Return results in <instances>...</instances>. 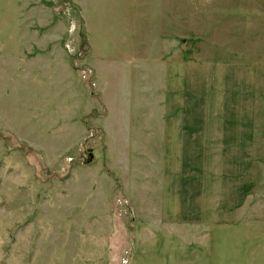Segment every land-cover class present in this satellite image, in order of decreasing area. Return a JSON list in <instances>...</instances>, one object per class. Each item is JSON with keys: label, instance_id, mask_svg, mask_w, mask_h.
<instances>
[{"label": "rangeland", "instance_id": "1", "mask_svg": "<svg viewBox=\"0 0 264 264\" xmlns=\"http://www.w3.org/2000/svg\"><path fill=\"white\" fill-rule=\"evenodd\" d=\"M0 264H264V0H0Z\"/></svg>", "mask_w": 264, "mask_h": 264}]
</instances>
